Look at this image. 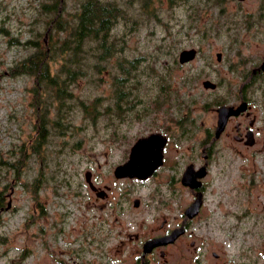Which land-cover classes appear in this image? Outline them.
Returning <instances> with one entry per match:
<instances>
[{"label":"rangeland","instance_id":"rangeland-1","mask_svg":"<svg viewBox=\"0 0 264 264\" xmlns=\"http://www.w3.org/2000/svg\"><path fill=\"white\" fill-rule=\"evenodd\" d=\"M48 1L0 0V27L6 28L0 31V264H141L143 241L158 233L164 216L166 227L177 225L174 217L192 199L178 176L213 137L215 108L238 102L239 95H247L258 118L256 142L242 147L224 136L207 146L212 160L203 207L188 232L166 247L167 261L264 264V73L250 80L264 55V0H199V30L189 26L188 15L198 0L173 8L156 0L157 18L133 17L138 0L128 2L131 8L129 0H117L127 11L111 30L118 51L100 70L89 67L68 84L67 114L57 121L51 95L43 104L47 111L36 112V98L46 96L42 82L13 69L33 50L24 40L38 33L47 42L40 12ZM66 1V12L74 11L75 1ZM190 47L194 58L179 62V52ZM117 57L135 59V76L123 78L127 92L118 111L112 85L122 76ZM58 64L51 61L50 75L61 80ZM205 78L217 86L205 88ZM181 108L187 122L181 133L171 132V165L159 172L173 174L171 187L158 185L157 175L144 184L115 177L114 166L128 158L136 138L166 126L169 115L177 128ZM86 170L95 185L110 187L107 199L89 187ZM157 200L162 203L154 209ZM150 258L143 263L163 264L158 250Z\"/></svg>","mask_w":264,"mask_h":264},{"label":"trees","instance_id":"trees-1","mask_svg":"<svg viewBox=\"0 0 264 264\" xmlns=\"http://www.w3.org/2000/svg\"><path fill=\"white\" fill-rule=\"evenodd\" d=\"M75 9L72 12H66L67 1L66 0H50L42 3V10L40 13L45 14V18H40V22L43 21L47 31V42L39 38L38 33L31 39L24 40L21 44L28 48H33L31 53L23 56L13 69L18 74H32L36 77L38 84L46 89H42L46 94L45 98H36L34 105H41L36 112L42 110L47 111L45 100L49 99L51 95L52 107L56 109L55 117L65 118L67 112L64 108L68 106L66 98L71 95V92L67 88L69 83L83 75L89 67L98 71L102 67V60H106L111 55H115L118 51V47L115 44V38L111 35L112 28L115 26L119 17L126 16V9L117 0H73ZM135 0H129L133 3ZM161 6L162 0H157ZM169 8L174 6L184 5L188 0H166ZM213 4H217L218 0H210ZM156 0H138L139 10L134 11L135 14H142L144 17L157 18L159 15L158 8L155 7ZM200 1L193 3L194 9ZM211 5V3H210ZM129 6V5H128ZM130 7V6H129ZM131 8V7H130ZM199 9L196 8L192 13L188 11L190 15L189 26L191 28H200ZM131 13H128V16ZM137 18L139 15H136ZM135 24L137 19L133 20ZM3 24V23H2ZM5 28L3 25L0 27L1 32ZM46 28V29H47ZM6 29V28H5ZM45 33V32H44ZM44 43V45H43ZM118 59V60H117ZM117 70L121 72V75H115L112 82L113 90L116 95L114 100V109L119 110L121 105L120 99L126 94V90L123 89V78L129 74L130 80L135 75L131 72L130 66L134 63L135 59H126L124 57H117ZM51 61L59 62L58 70L56 72L61 75V80H58L57 75L51 76L50 71ZM10 70V68H9ZM136 70V69H135ZM260 72L251 76L250 80L254 79ZM55 75V74H54ZM47 89H51L47 91ZM50 101V100H49ZM83 107L86 109L85 105ZM64 111V112H63ZM42 120L45 121L44 114H42ZM48 121V119H47ZM57 121V120H56ZM3 205V196L0 193V206Z\"/></svg>","mask_w":264,"mask_h":264},{"label":"flooded vegetation","instance_id":"flooded-vegetation-1","mask_svg":"<svg viewBox=\"0 0 264 264\" xmlns=\"http://www.w3.org/2000/svg\"><path fill=\"white\" fill-rule=\"evenodd\" d=\"M216 59H217V57H216ZM217 60H220V59H217ZM255 68L256 67L252 68V71ZM242 100L246 102L247 107L245 109H242L241 111H239V113H237V114H230L228 116L227 120H226V124L224 126V129L221 131L220 135L218 137H216V138L214 137V131H215V127H216V124H217V110H216V108L218 106H220V105H223L224 103L219 104L215 108V110H216V120H215V124H214L213 137L212 136L209 137L210 139L207 142L208 145H207V143L205 145L203 144V147H202L203 153L199 156V159L198 160H193V159L190 158V159H188L185 162V164H184L185 167H183V168L180 169L181 175L178 176V179H179L178 181L180 183H182L183 185L189 187V189L191 191V194H192V199L190 200V202L183 209L180 210L179 214L174 217L175 220H176V224L177 225H174L172 227H166V223H167L166 221H169V219H168V216H164L162 218L161 223L158 225V228H159L158 233H155L151 237L146 238L143 241V243L145 241H147V240L152 239V238L170 234L171 231L174 228H176V227H182L184 229L183 232L180 233L171 242H167L165 244H159V245L153 246L152 249L149 252H146L144 255H143V250H142L141 264H144L143 263V259L144 258L147 259V260L152 259V258H150V255L154 254L157 250L159 251V255L161 256V258L163 260V264H171L170 262L167 261L168 252L166 251V247L168 245H170V244L175 243L181 236H183L184 234H186L188 232V230H189V223H190V221L193 220L195 217L198 216L199 211H200V208L203 207V201L205 199V188H206L205 175L209 172L210 161L212 160V154H211L212 153V150L211 149L208 150L207 149V146H210V144H214V142H216L217 140H219V138L224 137V136H228V137L231 136L233 138L234 142L237 143L238 145L242 146V147H249V146L253 145L256 142V137L255 136H256L257 130H259V126L256 124V121H258V118L256 116L255 111L253 110V105H252L251 101L248 99L247 95H242V96L239 95L238 96V102L227 103L225 105H233L234 107H237L241 103ZM181 110L184 112V114L179 115V116H183V117L177 118V122H178L177 125L180 126L179 129H177L179 126H177V128L175 126V123L176 122L174 121V118L173 117H169L170 115L167 112V114L169 116L167 118L168 121H166V126H161V128H159V130H152V131L149 132V133H151V132H159V133H161V134H163L165 136V143H164L163 148H162V158L160 160V163L152 170V173L149 176L145 177L144 179L139 178L137 176H132V177L131 176H122V177L116 176L114 174V168H115V166L117 164L113 168V174H114V176L117 177V178H124V179H126V178H133L137 182L139 180L140 182H142V184H144V182L147 181L149 178L155 177L157 175L158 185H165L166 187L170 188L171 187V184H172V180L174 179V177H172L173 174L170 173V176L169 177H164L163 176L164 173H162L159 176V172L164 171L166 168H170V165H171L170 162L168 161V157H167V148H168V144L170 143V140H171V137H172V133L171 132L172 131L174 132V131L177 130L178 132L180 131V133H181L183 131V127H184V125H181V124L182 123L185 124V122H187V121H182L181 120L182 118H183V120L185 119L186 114H187V111H185L184 108H181ZM232 121H235V122L230 127L231 128V130H230L231 132H229V126H230V123ZM36 130H38V129H36ZM168 130H171V131H168ZM250 132H252V133L248 136V134ZM180 133H179V135H180ZM211 133L209 134V136L212 135ZM145 135H147V134H145ZM252 135H253V138H254V143L253 144H249L247 141L250 140V138L252 137ZM141 136H144V135H141ZM204 138H206V137H204ZM25 149H26V147H25ZM128 155H129V153H128ZM120 163H122V162H120ZM187 166H192V168H193V170L195 172L199 171V168L201 166H204V168H205L204 175L201 176V177L196 176V178L194 179V182L195 183H198V185L195 186V187H193V188H191L189 185L184 184L182 182V175H183V172H184V170L186 169ZM96 187L101 188V187H99L97 185H96ZM109 191H110V187L108 185H106V194L104 195V196H106V199L109 196L108 195L109 194ZM199 192L201 193L202 202L200 204V207L198 209V212L195 215H193L192 217H187L186 214H185V212H184L185 211V208L196 198V194L199 193ZM4 197H7V198L10 199V193H8L7 195H5ZM135 198L138 200V204L137 205H134V203H133V205L134 206H138L139 203H140V198L139 197H134L133 198V201H134ZM8 201H7V203H8ZM7 203H6L5 207H8L7 206ZM159 203L161 204L162 203V200H157L156 201V204H155L154 209L158 207V204ZM0 207H1L0 210H2V208L4 206H0ZM137 235H138L137 233L134 234L135 237ZM143 243H142V248H143ZM190 243L193 244V241L190 242ZM162 252H163V254H162ZM214 255H217V253L214 252Z\"/></svg>","mask_w":264,"mask_h":264},{"label":"water","instance_id":"water-1","mask_svg":"<svg viewBox=\"0 0 264 264\" xmlns=\"http://www.w3.org/2000/svg\"><path fill=\"white\" fill-rule=\"evenodd\" d=\"M196 55V49L194 47L190 48H183L178 55L179 62H186L188 60H191ZM217 59H220L221 52L216 53ZM256 70H262L264 71V55L262 62L259 64L258 67L253 69V72ZM202 85L205 88H215L216 82L205 78L202 80ZM247 107L245 101H241V103L234 107L233 105H220L216 108L217 110V124L214 131V137H218L221 133V131L224 129V126L226 124V120L230 114H237L242 109H245ZM250 132L248 136L251 134ZM249 144L254 143L253 135L250 138L249 141H247ZM165 143V136L159 132H151L147 135L138 137L131 145L129 150L128 158L115 166L114 168V174L116 176L122 177V176H137L141 178H145L149 176L152 173V170L160 163V160L162 158V148ZM205 168L204 166H201L199 168V171L195 172L192 168V166H187L186 169L183 172L182 175V182L184 184L189 185L191 188L198 185V183L194 182V179L196 176H203ZM91 171L86 170L84 173L85 179L89 185V187L95 191V194L99 197H104L106 194V190L104 188H98L91 180ZM202 202L201 193L196 194V198L185 208V214L187 217H192L198 212V209L200 207V204ZM134 205L138 204V200L135 198L133 201ZM10 205V202L8 201L7 206ZM182 227H176L174 228L170 234L158 236L155 238H152L150 240H147L143 243V255L146 252H149L153 246L159 245V244H165L167 242L173 241L180 233L183 232ZM163 254V252H162Z\"/></svg>","mask_w":264,"mask_h":264}]
</instances>
